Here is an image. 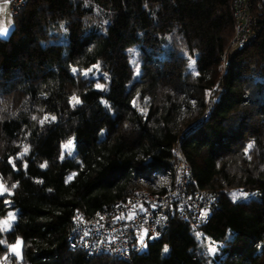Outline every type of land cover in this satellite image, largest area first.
Wrapping results in <instances>:
<instances>
[{
  "label": "trees",
  "instance_id": "obj_1",
  "mask_svg": "<svg viewBox=\"0 0 264 264\" xmlns=\"http://www.w3.org/2000/svg\"><path fill=\"white\" fill-rule=\"evenodd\" d=\"M251 9L243 48H230L234 0H29L12 15L18 38L0 36V221L16 219L0 225V263L264 264V0ZM94 66L97 78L79 75ZM178 152L188 190L218 196L206 222L193 230L175 211L130 262L70 248L76 212L111 210ZM235 187L254 199L234 201ZM19 238L21 259L9 250Z\"/></svg>",
  "mask_w": 264,
  "mask_h": 264
},
{
  "label": "built area",
  "instance_id": "obj_2",
  "mask_svg": "<svg viewBox=\"0 0 264 264\" xmlns=\"http://www.w3.org/2000/svg\"><path fill=\"white\" fill-rule=\"evenodd\" d=\"M28 2L9 0L11 14H18ZM233 16L235 32L230 48H243L255 37L251 29L255 20L251 0H234ZM154 176L158 178L141 179L144 188L127 200L117 201L107 212L90 218L76 212L70 248L82 250L90 256L109 253L130 262L143 250L148 237L163 234L175 211L180 218L189 221L193 230L207 221L218 202V196L211 191L188 190L193 182V174L181 152L177 154L174 169L166 170L163 174L155 172Z\"/></svg>",
  "mask_w": 264,
  "mask_h": 264
},
{
  "label": "rangeland",
  "instance_id": "obj_3",
  "mask_svg": "<svg viewBox=\"0 0 264 264\" xmlns=\"http://www.w3.org/2000/svg\"><path fill=\"white\" fill-rule=\"evenodd\" d=\"M7 12H8V16L6 18L0 17V28H1V26H3L0 30L1 31L0 36L4 37V38H11V39L15 40L18 38V33L13 31V27H14L13 26V18H12L10 8H9V11H7ZM137 50H138L137 45L133 46L130 49V54H131V61L130 62H131V65L134 69V75H135L136 79L139 78L143 74V70L140 67V60H139V57L137 54ZM94 68H96V67L94 66L88 70L79 71L78 73L81 77L97 78V73L93 72ZM194 70L195 69H194L193 63H190L189 71H194ZM216 76H218V75H216ZM97 85H99V83H97ZM69 141H72V140H69ZM68 142L66 144H68ZM64 151L67 154L72 155L74 152V143L72 144L70 149L64 147ZM233 194H235V199L233 197ZM254 196H255V194L252 191H248L247 188L235 187V188L231 189V198L234 201L247 202V201L254 199ZM13 215H14V219H11L10 217ZM15 219H16V214L14 212L10 211L8 213V215L6 217L2 218L0 221V225H1L2 229L3 230H9L11 228L12 224L15 222ZM5 221H7V224L4 223ZM198 238H199L198 240L200 242V247L207 254L214 255L218 252V250H219L218 244L210 241L209 239L203 238L200 234L198 235ZM17 241L22 242V239L19 238ZM16 242L12 243L10 246L15 245ZM10 246H9L10 253L12 255H14L15 257H17L18 259H21L23 256V244L21 243L19 246V255H17L16 252L13 251L12 247H10Z\"/></svg>",
  "mask_w": 264,
  "mask_h": 264
},
{
  "label": "snow or ice",
  "instance_id": "obj_4",
  "mask_svg": "<svg viewBox=\"0 0 264 264\" xmlns=\"http://www.w3.org/2000/svg\"><path fill=\"white\" fill-rule=\"evenodd\" d=\"M97 87H101V85H97ZM73 100H75L77 103L79 102L78 99H77L76 97H73ZM45 119H47V117H45ZM53 119H55V118L53 117ZM41 123H43V121H41ZM72 144H73V142H72V141H69L68 144H66L64 147L70 149L71 146H72ZM249 147H251V145H249ZM24 151L27 152V148H25ZM43 166H44V165H42V167H43ZM12 187L15 188L16 185L13 184ZM7 191H8V189L5 187V185H4L3 183H0V195H3V194H4L5 192H7ZM233 197H234V199H235V194H233ZM10 218H11V219H14V215L11 216ZM4 223L7 224V221H5ZM146 233H147V230H145V234H146ZM2 242H3V241H0V243H2ZM21 243H22L21 241H17L15 245L10 246V247H12V250L16 252L17 255H19V246H20ZM141 243H143V236L141 237ZM164 251H165V252L168 251L167 247H165Z\"/></svg>",
  "mask_w": 264,
  "mask_h": 264
},
{
  "label": "crops",
  "instance_id": "obj_5",
  "mask_svg": "<svg viewBox=\"0 0 264 264\" xmlns=\"http://www.w3.org/2000/svg\"><path fill=\"white\" fill-rule=\"evenodd\" d=\"M9 11V0H0V17L6 18ZM3 26H1L2 28ZM0 28V30H1ZM1 32V31H0Z\"/></svg>",
  "mask_w": 264,
  "mask_h": 264
}]
</instances>
